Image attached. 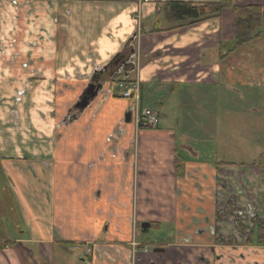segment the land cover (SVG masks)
I'll return each mask as SVG.
<instances>
[{
	"label": "crops",
	"instance_id": "crops-1",
	"mask_svg": "<svg viewBox=\"0 0 264 264\" xmlns=\"http://www.w3.org/2000/svg\"><path fill=\"white\" fill-rule=\"evenodd\" d=\"M165 1L0 0V264H52L57 246L79 242L87 264H213L211 246L220 252L222 236L245 242L214 217L213 200L231 184L245 188L244 202L264 198V170L230 157L238 140L224 119L237 110L258 120L264 32L227 53L235 37L232 8L152 32ZM234 3L264 10V0ZM136 45L138 65L130 56ZM96 74L103 96L75 108ZM123 78L141 84L140 104L157 111L158 125L135 124L134 101L117 93ZM146 85L158 102L144 106ZM190 113L204 127L201 138L181 133ZM138 177L147 188H132ZM144 221L158 230L155 238L138 237ZM209 225L215 235L199 231ZM135 228L137 242L165 251L140 250L134 258Z\"/></svg>",
	"mask_w": 264,
	"mask_h": 264
},
{
	"label": "flooded vegetation",
	"instance_id": "flooded-vegetation-1",
	"mask_svg": "<svg viewBox=\"0 0 264 264\" xmlns=\"http://www.w3.org/2000/svg\"><path fill=\"white\" fill-rule=\"evenodd\" d=\"M8 45L10 48L15 46L13 41H9ZM4 49L5 46L0 45V51ZM132 54L133 50H131L130 56ZM99 80L98 74L91 78L89 84L85 85L84 92L79 96V103L75 105V108L86 109L96 98H99L101 95L103 96V88L102 85L100 86ZM91 87L93 92L90 93ZM252 165H259L264 170V155H261L260 162L252 163ZM238 184L239 182L235 180V185ZM244 191L245 188H234L232 184L228 188H222L218 192L214 191L215 199L213 200V204L216 206L214 217L227 220L239 232L240 236L246 237V240L241 244L235 237L222 236L217 240L223 247L220 252H217L215 247L211 246L212 252L215 253L213 264H264V243H260L264 239V234L261 233V229L264 226V198L244 202L241 199L243 195L246 196ZM208 219L206 218V221ZM144 224L148 225L144 226ZM152 225V222L149 221L141 222L138 227V235H142L144 238H155L158 230L152 227ZM152 230H154V233H151ZM206 230L211 235H215L217 232V228L212 225L199 228V231L204 232ZM136 235L137 228L134 229V236L129 243L131 250H133L131 242L135 240L136 249L139 251L144 248L147 249L148 253L153 250L156 253L165 251V245L151 247L152 242H148L150 245L137 242L135 239ZM201 261L203 264H209V261L205 258H201Z\"/></svg>",
	"mask_w": 264,
	"mask_h": 264
},
{
	"label": "rangeland",
	"instance_id": "rangeland-1",
	"mask_svg": "<svg viewBox=\"0 0 264 264\" xmlns=\"http://www.w3.org/2000/svg\"><path fill=\"white\" fill-rule=\"evenodd\" d=\"M118 88V87H117ZM119 92V89L117 93ZM157 92L155 90H150L147 85L143 88V105L145 106L147 103L155 104L158 102L156 99ZM121 97V95H120ZM255 100L259 102V104H256L258 107L260 105V114L261 116L259 117L258 115V120H257V115L254 114L253 112H248L246 111L242 115L237 112V110H234L233 112H230L227 114L226 117H224L226 122V126H228L227 132L229 136H233L234 139L238 140V144H234L229 146V149L233 152V156H230L231 158L233 157L234 159L236 158L237 161H244L246 162H260L261 161V155H264V98L263 97H257L254 96ZM209 100V99H208ZM162 102V100H159ZM238 105L241 104L240 100L237 101ZM245 109H249V104L245 101L243 103ZM193 114L190 113L188 114L189 121H187V125L184 126L183 130H181L182 134H186L189 136L190 134L188 132L192 131L194 137H200L198 135L201 134V137L204 136V127H201L198 119L196 118V121L193 123ZM192 123H191V122ZM200 121H203V116H200ZM194 124V125H193ZM255 125L259 127V133L253 131L255 128ZM231 127H234L237 129V132L239 135H234L233 133L235 132L234 129ZM156 128V127H155ZM150 129V128H147ZM252 129V130H250ZM151 130V129H150ZM261 131V132H260ZM138 130L136 136H135V143H137V152L139 151L138 149V144L140 146V139H141V133ZM242 134V135H240ZM255 136V139L253 142L248 146L247 141L244 142L242 145L239 143V139H244L246 140L247 137H252ZM191 137V136H190ZM200 137V138H201ZM234 139H232L234 141ZM260 140H263L262 142ZM154 144L152 143V147ZM154 148V147H153ZM151 148V149H153ZM137 156V153H135ZM146 154L143 155L145 157ZM139 158H142L141 155H139ZM142 175V174H141ZM144 175V174H143ZM147 188V181L145 180L144 177H141V179L138 177V181L133 178L132 182V188H141L143 189ZM139 194V191H138ZM137 196V193H136ZM140 198H138L137 204L139 205ZM136 204V205H137ZM151 233H154V230L151 231ZM139 237V235H138ZM100 243H105V242H100ZM80 242L78 245H69L66 247V249H61L60 247L55 248V254L53 257L52 264H87L83 259H81V256L86 253V248L80 247ZM102 246V245H101ZM104 246H102L100 249H102ZM90 254V253H89Z\"/></svg>",
	"mask_w": 264,
	"mask_h": 264
},
{
	"label": "trees",
	"instance_id": "trees-1",
	"mask_svg": "<svg viewBox=\"0 0 264 264\" xmlns=\"http://www.w3.org/2000/svg\"><path fill=\"white\" fill-rule=\"evenodd\" d=\"M228 8H232L235 13L234 43L227 52L231 53L238 47L258 39L264 32V10L259 5L239 6L234 3V0L165 1L158 7L152 32H168L220 17ZM261 233L264 234V226ZM260 243H264V239Z\"/></svg>",
	"mask_w": 264,
	"mask_h": 264
},
{
	"label": "built area",
	"instance_id": "built-area-1",
	"mask_svg": "<svg viewBox=\"0 0 264 264\" xmlns=\"http://www.w3.org/2000/svg\"><path fill=\"white\" fill-rule=\"evenodd\" d=\"M146 2H155L158 0H144ZM140 16H139V32H140ZM138 37V36H137ZM133 54L132 57L135 59L133 60L138 65L141 60V50H139L138 45L133 47ZM117 87L119 89V93L123 98L132 99L134 101L133 107V121L137 126H156L160 123V117L157 111L152 107H142L140 104L141 97V84L138 81H128L127 79H120L117 81ZM133 247V256L136 258V255L139 254V250L136 249V242L133 240L131 242ZM144 253H148L147 249L144 248L142 250Z\"/></svg>",
	"mask_w": 264,
	"mask_h": 264
},
{
	"label": "water",
	"instance_id": "water-1",
	"mask_svg": "<svg viewBox=\"0 0 264 264\" xmlns=\"http://www.w3.org/2000/svg\"><path fill=\"white\" fill-rule=\"evenodd\" d=\"M91 92H93V90H92V87H91V89H90V93ZM130 120H131V112H128L127 114H126V121L127 122H130ZM145 225H148V224H144V226Z\"/></svg>",
	"mask_w": 264,
	"mask_h": 264
}]
</instances>
